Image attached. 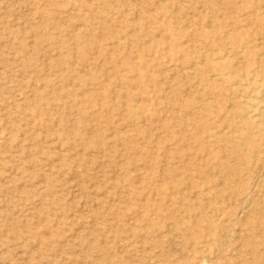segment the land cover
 <instances>
[{
	"label": "rangeland",
	"instance_id": "374dc122",
	"mask_svg": "<svg viewBox=\"0 0 264 264\" xmlns=\"http://www.w3.org/2000/svg\"><path fill=\"white\" fill-rule=\"evenodd\" d=\"M261 69L264 0H0V264H264Z\"/></svg>",
	"mask_w": 264,
	"mask_h": 264
},
{
	"label": "bare ground",
	"instance_id": "6f19581e",
	"mask_svg": "<svg viewBox=\"0 0 264 264\" xmlns=\"http://www.w3.org/2000/svg\"><path fill=\"white\" fill-rule=\"evenodd\" d=\"M185 69L182 72H185ZM244 81L243 85L246 89L241 90V93H239V98H243V100L241 101L240 108L233 112V118L241 126L240 133L243 142L254 146L256 145L254 137L264 140V70L261 69L252 72L251 75H246ZM233 98L235 99L237 96Z\"/></svg>",
	"mask_w": 264,
	"mask_h": 264
}]
</instances>
